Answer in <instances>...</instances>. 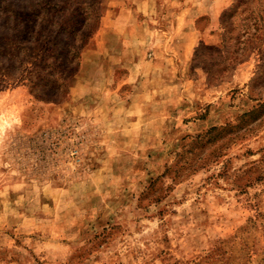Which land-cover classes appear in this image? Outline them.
Here are the masks:
<instances>
[{"label": "rangeland", "instance_id": "1", "mask_svg": "<svg viewBox=\"0 0 264 264\" xmlns=\"http://www.w3.org/2000/svg\"><path fill=\"white\" fill-rule=\"evenodd\" d=\"M0 264H264V0H0Z\"/></svg>", "mask_w": 264, "mask_h": 264}]
</instances>
